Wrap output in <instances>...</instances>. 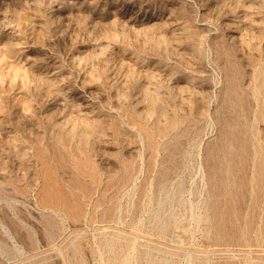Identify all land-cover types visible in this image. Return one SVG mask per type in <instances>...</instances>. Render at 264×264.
Segmentation results:
<instances>
[{"label": "rangeland", "instance_id": "rangeland-1", "mask_svg": "<svg viewBox=\"0 0 264 264\" xmlns=\"http://www.w3.org/2000/svg\"><path fill=\"white\" fill-rule=\"evenodd\" d=\"M0 264H264V0H0Z\"/></svg>", "mask_w": 264, "mask_h": 264}]
</instances>
